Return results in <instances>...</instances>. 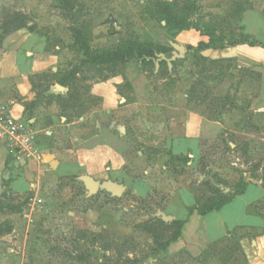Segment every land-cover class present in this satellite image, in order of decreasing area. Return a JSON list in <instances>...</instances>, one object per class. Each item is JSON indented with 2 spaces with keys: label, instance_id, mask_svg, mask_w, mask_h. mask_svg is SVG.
<instances>
[{
  "label": "rangeland",
  "instance_id": "1",
  "mask_svg": "<svg viewBox=\"0 0 264 264\" xmlns=\"http://www.w3.org/2000/svg\"><path fill=\"white\" fill-rule=\"evenodd\" d=\"M42 1L50 8L45 17L57 16L58 23L68 25L67 30L72 25L86 27V40L94 51L131 46L156 52V45H161L169 50L165 56L171 58L175 51L171 43L186 47L185 57L175 61L172 73L159 61V55L155 64L82 66L72 87L75 105H96L91 94L102 84L116 86L123 98L130 89L125 74L129 65L137 64L146 77L152 104L175 103L186 110H198L208 121L219 124L213 123L202 134L197 167L205 183L199 184L194 176L189 179L193 173L186 169L187 159H183V164L174 163L172 167L178 177H184L179 179L180 185H174L171 191V185H152L144 196L133 194L134 186L125 179L121 196H114L105 185L91 196L81 180L85 170H64L55 182L20 191L11 183L23 173V165L16 167L11 157L0 162V180L10 174L4 182L8 194L0 199V264H248L254 254L251 235L244 228L205 244L203 253L193 256L178 247L165 254L177 227L166 228L159 222L164 221V211L174 212L177 219L189 218L183 205L173 202L169 208L179 187L192 191L196 198L192 209L200 210L229 199L233 194L228 193L239 192L247 181L264 180V108L257 111L255 103L264 99V70L238 68L231 49L247 42L257 45L245 39V34L264 41V0H74L72 22L64 13H55L54 0ZM168 3L171 15L182 19L185 28L166 26L163 10ZM17 8V0L0 1V26L4 16ZM33 17L29 16L31 21ZM46 31L54 32H42ZM50 35L51 41L57 40L55 33ZM22 37L12 39L17 43ZM200 43L209 44L208 49H199ZM54 50L62 56L58 72L50 69L49 73L31 77L39 95H49L59 80L82 63V56L66 47L57 45ZM261 55L257 58L251 52L249 58L264 62ZM192 88L190 99L185 98ZM67 103L59 101L64 108L70 105ZM25 109V120L33 119L36 114ZM130 144L127 152L133 158L141 144L135 140ZM42 167L50 169V161H44ZM136 168L127 166L133 180L144 176V165L138 163ZM164 174L161 167L155 180H163Z\"/></svg>",
  "mask_w": 264,
  "mask_h": 264
},
{
  "label": "crops",
  "instance_id": "2",
  "mask_svg": "<svg viewBox=\"0 0 264 264\" xmlns=\"http://www.w3.org/2000/svg\"><path fill=\"white\" fill-rule=\"evenodd\" d=\"M17 1L18 8L15 11L33 15L35 22L30 20L29 26H35L36 31L23 29L5 39L0 52V101L9 105L13 114L23 120L25 108H30L36 114L33 119L25 121L31 123L38 132L42 162L30 159L21 164L24 171L11 183L12 187L19 186L20 191L29 186L36 189L39 185L59 180L64 170L73 173L85 170L83 174L92 177L100 185L107 182L123 185L122 179H125L134 186L133 194L144 196L152 189V185H171L170 191L174 185H180L179 179L184 177H178L173 168L174 163L178 166L183 164V159H187L189 168L186 169L193 173L189 179L192 180L194 176L201 184L203 176L198 172L197 162L202 154V134L218 122H210L198 110H186L175 103L173 106L152 104L146 77L137 64L129 65L125 74L130 89L127 90L128 94L123 92V98L116 86L106 87L105 84L92 91L91 100L96 105H75L73 88L58 83L49 95H39L31 77L49 73L50 69L57 73L62 56L55 52L54 46L59 45V40L65 46L72 45L74 39L71 31L66 29L68 25L65 26L62 21L58 23L57 16L45 17L50 10L47 3L42 0ZM56 10L55 13L60 15L61 11ZM46 29L54 31L50 34L57 35L56 41H51L53 39L47 31L42 32ZM243 29H246L245 23ZM18 35L23 37L16 43L12 37ZM245 36V39L250 38L251 43L256 41L257 45L251 46L247 42L231 48L234 52L232 56L236 58L235 64L241 69L258 67L264 70V62L259 59L251 61L249 58L251 52L257 58L260 54L264 58V41L254 35ZM189 92L185 95L187 99H190ZM61 100H66L70 105L65 108L60 106ZM32 103H36L35 106ZM255 103L258 105L257 111L264 108L263 98L257 99ZM134 140L141 144V149L131 158L127 150L130 149V141ZM9 157L6 146L0 144V162L5 163ZM47 157L52 159L50 169L42 167ZM138 163L144 165V176L133 180L127 166L136 170ZM52 166H56V173L52 171ZM161 167L165 174L163 180L158 181L155 178ZM246 185L241 194L230 191L229 195L233 194L230 201L205 216L199 215L197 211L190 215V210L196 205L195 195L188 188L179 187L178 195L172 199L169 208L173 202H177L188 209L189 218L177 219L174 212H163V215L171 218L170 222L188 219L180 239L165 254H170L172 249L178 247L197 256L203 253L205 244L216 243L235 229L244 228L251 235L254 254L248 264H264V183L258 179L247 181Z\"/></svg>",
  "mask_w": 264,
  "mask_h": 264
},
{
  "label": "trees",
  "instance_id": "3",
  "mask_svg": "<svg viewBox=\"0 0 264 264\" xmlns=\"http://www.w3.org/2000/svg\"><path fill=\"white\" fill-rule=\"evenodd\" d=\"M55 2V8L60 10L62 14L64 13L65 19L69 21H75V7H74V0H54ZM171 4L168 3L165 5V9L163 12L166 14V26L171 27L172 25H175V29L179 28H185L183 24V20L171 15ZM66 14V15H65ZM186 22V20H185ZM184 22V24H185ZM30 18L29 16L23 14L22 12H12L8 13L4 16L3 22L1 23L0 30L2 33L0 34V48L2 47L6 37L14 32L27 29L30 32H35L36 27L35 26H29ZM70 31L72 33L74 42L72 45L65 46V44L59 40L58 44L60 46L66 47L67 49L76 52L80 56L83 57L82 63L80 65V68L77 67L70 71L67 75H65L61 80H59V84L63 87H70L72 89L73 82H75L77 76H79V73L81 71L82 66H116L118 64H129V63H148V64H155V61L159 59L158 55L160 54H168L169 50L166 47H163L161 45H156L157 51L153 50H144L138 48L137 50L133 49L131 46H127L125 48L118 47L115 50H103V51H94L90 48V45L88 41L86 40V27L79 26L76 27V25H72L70 27ZM209 44L200 43L199 49H208ZM162 63H165L168 67V63L165 60H162ZM175 62H173V67H175ZM109 79L108 77H105V80ZM194 92V88L191 89L189 95H191ZM36 103H32L33 106H35ZM12 158V157H11ZM202 183H205L203 181ZM264 183V180H263ZM247 184V183H246ZM246 184H244L243 188L237 192L234 193L236 195L241 194L244 192L246 188ZM264 187V185H263ZM229 195V193H228ZM231 199V196L227 200L219 201L211 205L205 206L203 209L190 210V215H192L194 212H198L199 215L205 216L209 214L210 212H213L215 210H219L222 208L226 203H228ZM188 222V219L185 220H175L170 224L165 223L164 221H160L159 224L162 226H165L166 228L177 227L176 234L174 238L169 242V244L166 246L164 250H167L171 244L176 243L182 234V230L186 223Z\"/></svg>",
  "mask_w": 264,
  "mask_h": 264
},
{
  "label": "built area",
  "instance_id": "4",
  "mask_svg": "<svg viewBox=\"0 0 264 264\" xmlns=\"http://www.w3.org/2000/svg\"><path fill=\"white\" fill-rule=\"evenodd\" d=\"M0 144L5 145L13 163L30 159L42 162L38 132L31 123L15 116L9 105L0 101ZM41 203L42 200L34 201Z\"/></svg>",
  "mask_w": 264,
  "mask_h": 264
},
{
  "label": "water",
  "instance_id": "5",
  "mask_svg": "<svg viewBox=\"0 0 264 264\" xmlns=\"http://www.w3.org/2000/svg\"><path fill=\"white\" fill-rule=\"evenodd\" d=\"M172 47L174 48V52H173V56L171 58H167L164 54H160V60H165L168 63L169 68L171 69L173 67V62H175L177 59H183L185 57L186 54V47L183 45H179L177 43H171ZM160 67V62H158L156 64V68L157 70ZM61 90H64V88H61ZM46 161H50L51 162V158L47 157L45 158ZM25 161H21L20 163L16 162V167L19 166V164H24ZM10 179V174L7 176H4L2 180H0V198L4 193V182ZM81 180L83 181V183L85 184L87 190L89 191L90 195H94L96 194L100 189H101V185L98 181H95L92 177L88 176V175H83ZM103 185H105L104 187L106 189H108L114 196H121L124 192V187L121 185H118L117 183L114 182H107L104 183ZM162 215V219L165 222H170L171 218L170 217H166L165 215H163V213H161Z\"/></svg>",
  "mask_w": 264,
  "mask_h": 264
},
{
  "label": "flooded vegetation",
  "instance_id": "6",
  "mask_svg": "<svg viewBox=\"0 0 264 264\" xmlns=\"http://www.w3.org/2000/svg\"><path fill=\"white\" fill-rule=\"evenodd\" d=\"M3 187H5V186L3 185ZM4 194H8V192H5V188H4V193H3V195H4ZM3 195H2V196H3ZM2 196H1V198H2ZM1 198H0V199H1Z\"/></svg>",
  "mask_w": 264,
  "mask_h": 264
}]
</instances>
